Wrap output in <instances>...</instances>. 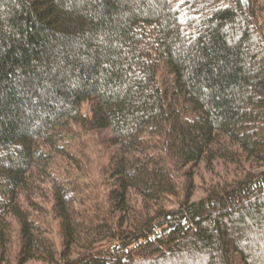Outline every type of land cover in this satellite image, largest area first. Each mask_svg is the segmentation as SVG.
Masks as SVG:
<instances>
[{"label":"trees","instance_id":"1","mask_svg":"<svg viewBox=\"0 0 264 264\" xmlns=\"http://www.w3.org/2000/svg\"><path fill=\"white\" fill-rule=\"evenodd\" d=\"M72 127L117 148L109 218L50 173ZM36 171L60 251L22 200ZM12 219L19 264H264V0H0L2 248Z\"/></svg>","mask_w":264,"mask_h":264},{"label":"rangeland","instance_id":"2","mask_svg":"<svg viewBox=\"0 0 264 264\" xmlns=\"http://www.w3.org/2000/svg\"><path fill=\"white\" fill-rule=\"evenodd\" d=\"M263 2V1H261ZM86 114L89 110L88 105L82 107ZM109 133H90L80 128L72 127L66 133L62 146L64 153L56 157L57 165L50 171L52 176L60 180L61 188L69 190L76 202L75 207L79 210L90 209L91 207L101 212L100 216L108 217L106 212L109 208V189L111 187L110 176L108 175V163L117 152L108 144ZM61 152V153H62ZM55 156V155H54ZM53 156V157H54ZM201 172L196 178V191L192 201H199L205 197L206 187L212 183L215 175L201 167ZM229 167L220 165L217 173L223 174ZM260 171V170H257ZM44 172H35L33 175L31 190L22 196L28 208H33V214L38 221V225L44 235L55 244L60 251L63 238L60 228V221L56 219L55 213V193L57 182L52 181L48 176H42ZM46 175V174H45ZM180 190L178 197H168L165 201L159 202L166 210H176L179 202L183 200L186 193V183L181 178L178 179ZM211 182V183H210ZM58 185V184H57ZM25 197V198H24ZM27 197V198H26ZM31 201V202H30ZM133 203L137 210L145 206L144 202L137 195L133 196ZM146 203V202H145ZM158 203V205H159ZM33 204V207L31 205ZM116 218L119 215L115 216ZM113 219V217H110ZM9 243L5 248L0 246V264H19L21 252V237L18 223L12 219V228L9 235ZM26 264H50L39 259L31 260Z\"/></svg>","mask_w":264,"mask_h":264}]
</instances>
